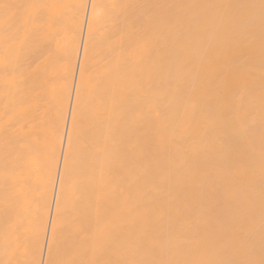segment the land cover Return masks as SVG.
Masks as SVG:
<instances>
[{
    "label": "bare ground",
    "instance_id": "bare-ground-1",
    "mask_svg": "<svg viewBox=\"0 0 264 264\" xmlns=\"http://www.w3.org/2000/svg\"><path fill=\"white\" fill-rule=\"evenodd\" d=\"M0 264H264V0H0Z\"/></svg>",
    "mask_w": 264,
    "mask_h": 264
}]
</instances>
